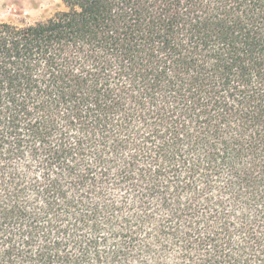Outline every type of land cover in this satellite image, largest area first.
<instances>
[{"label":"trees","instance_id":"1","mask_svg":"<svg viewBox=\"0 0 264 264\" xmlns=\"http://www.w3.org/2000/svg\"><path fill=\"white\" fill-rule=\"evenodd\" d=\"M0 22V264H264V0H58Z\"/></svg>","mask_w":264,"mask_h":264},{"label":"rangeland","instance_id":"2","mask_svg":"<svg viewBox=\"0 0 264 264\" xmlns=\"http://www.w3.org/2000/svg\"><path fill=\"white\" fill-rule=\"evenodd\" d=\"M61 9L58 0H0V22L33 24Z\"/></svg>","mask_w":264,"mask_h":264}]
</instances>
